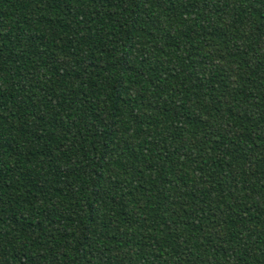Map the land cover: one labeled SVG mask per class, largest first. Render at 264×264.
Masks as SVG:
<instances>
[{"label": "trees", "instance_id": "1", "mask_svg": "<svg viewBox=\"0 0 264 264\" xmlns=\"http://www.w3.org/2000/svg\"><path fill=\"white\" fill-rule=\"evenodd\" d=\"M0 264H264V0H0Z\"/></svg>", "mask_w": 264, "mask_h": 264}]
</instances>
